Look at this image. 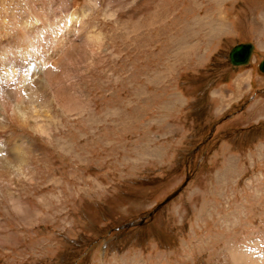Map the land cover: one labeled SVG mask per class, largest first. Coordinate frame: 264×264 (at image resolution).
I'll return each instance as SVG.
<instances>
[{
    "label": "rangeland",
    "instance_id": "1",
    "mask_svg": "<svg viewBox=\"0 0 264 264\" xmlns=\"http://www.w3.org/2000/svg\"><path fill=\"white\" fill-rule=\"evenodd\" d=\"M263 60L264 0H0V264H264Z\"/></svg>",
    "mask_w": 264,
    "mask_h": 264
},
{
    "label": "water",
    "instance_id": "2",
    "mask_svg": "<svg viewBox=\"0 0 264 264\" xmlns=\"http://www.w3.org/2000/svg\"><path fill=\"white\" fill-rule=\"evenodd\" d=\"M254 45L250 43H238L235 45L231 52H230V62H232L234 65H240V64H247L249 62V59L251 57V53L253 51ZM261 70L264 71V63L261 65ZM154 213L151 212L148 216H152ZM145 219H142L137 224H143L145 222ZM135 224V223H134ZM136 225V224H135Z\"/></svg>",
    "mask_w": 264,
    "mask_h": 264
},
{
    "label": "bare ground",
    "instance_id": "3",
    "mask_svg": "<svg viewBox=\"0 0 264 264\" xmlns=\"http://www.w3.org/2000/svg\"><path fill=\"white\" fill-rule=\"evenodd\" d=\"M23 35H24V37L25 38H27L28 36H30V35H32L31 34V31L30 30H28L27 32L25 31L24 33H23ZM20 43V42H19ZM22 46V45H21ZM28 47V46H27ZM23 50V49H22ZM253 54V53H252ZM252 54H251V57H252ZM3 56V55H2ZM232 65H234L232 62H230ZM234 66H236V65H234ZM240 66H244V64H240V65H237L236 67H240ZM59 77V76H58ZM13 113H14V111H13ZM7 153V152H6Z\"/></svg>",
    "mask_w": 264,
    "mask_h": 264
}]
</instances>
